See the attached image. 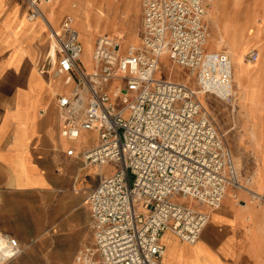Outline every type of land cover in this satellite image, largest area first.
<instances>
[{
  "label": "built area",
  "instance_id": "obj_1",
  "mask_svg": "<svg viewBox=\"0 0 264 264\" xmlns=\"http://www.w3.org/2000/svg\"><path fill=\"white\" fill-rule=\"evenodd\" d=\"M48 1L27 0V17H45L41 6ZM210 4L141 0L140 43L126 45L119 35L102 33L91 66L83 61L75 17L65 16L59 29L50 25L42 71L61 79V134L77 140L83 131H97L98 143L84 149L82 159L99 167L119 164L90 193L95 242L78 252V264H167L163 233L171 230L195 244L210 221L209 212L175 197L218 208L229 186L244 187L224 134L200 99L234 97L229 53L208 48ZM165 55L189 70L198 89L155 77ZM248 57L256 61L259 53L252 50ZM137 201L146 212L135 208ZM0 244L21 252L16 238L0 235Z\"/></svg>",
  "mask_w": 264,
  "mask_h": 264
},
{
  "label": "crops",
  "instance_id": "obj_2",
  "mask_svg": "<svg viewBox=\"0 0 264 264\" xmlns=\"http://www.w3.org/2000/svg\"><path fill=\"white\" fill-rule=\"evenodd\" d=\"M49 2L41 6L48 23L27 18V0H0V235L16 238L21 247L6 264H78V252L95 242L90 193L101 175L116 172L105 173L107 164L88 165L81 157L98 143L97 131H83L77 140L61 134L56 94L63 86L42 71V59L50 25L60 27L67 8L56 6L51 18ZM215 2L217 35L214 22L230 26L240 12L223 13L224 0ZM260 14L259 58L232 62L234 97L226 100H234L237 91L242 96L234 112H239V143L252 158L249 169L238 167L225 141L244 187L229 186L218 208L192 204L209 212L210 221L195 244L165 231L167 264H264V9ZM208 48L213 50L209 43Z\"/></svg>",
  "mask_w": 264,
  "mask_h": 264
},
{
  "label": "rangeland",
  "instance_id": "obj_3",
  "mask_svg": "<svg viewBox=\"0 0 264 264\" xmlns=\"http://www.w3.org/2000/svg\"><path fill=\"white\" fill-rule=\"evenodd\" d=\"M49 3L51 6L48 11H51V18L56 14V6L57 11L62 7L67 8L66 12L60 18L59 26L65 16L73 15L75 17V22L80 31L81 41L85 49L83 61L86 66L92 65L91 53L94 49L97 37L102 33L119 35L126 45H138L140 43L139 37L142 20L140 0H50ZM211 3L212 6L207 15V23L210 30L209 46L211 49L228 52L229 55H231L232 60L233 56L236 55L238 60L242 59L243 61L246 60L249 63H254V61L249 59L248 54L253 49H256L259 52L260 40L258 26L261 23L259 19L261 15L260 13L264 9V0H224L222 4L223 13L227 12L230 15H232L233 12L240 13H236L230 26H226L225 24L222 25L220 21L216 22L217 25H214L216 27L215 32L217 35L213 31V22L211 18L213 14L212 10L216 7V2L215 0H212ZM246 12L254 14L256 19L252 17L250 13ZM47 16L49 17V14H47ZM213 16L215 17L214 14ZM43 19H46L49 23L46 15ZM114 21L123 22L124 25L118 23L116 29L113 30L112 23ZM130 25H132V27ZM130 28L132 29V34ZM56 29H59V27ZM85 31L88 33L87 35ZM247 44L249 47L248 51ZM155 77L159 79L184 81L194 89H198L195 78L189 76V70L173 64L167 55L161 58L160 68L155 73ZM56 79L58 81L61 80L58 76ZM200 99L220 130L223 132L225 140L231 146L238 167L241 170L249 169L252 158L250 152L239 143V138L241 137V130L238 125L239 112H234V107L238 104V100L242 99V96L237 91L235 98L232 101L220 100L209 95H201ZM117 106L119 108L123 106L120 100L117 101ZM118 169V163H108L105 167V173H113ZM175 200L183 204H196L191 197L186 198L181 194L176 196ZM135 208L138 211L146 212L140 201L135 203Z\"/></svg>",
  "mask_w": 264,
  "mask_h": 264
},
{
  "label": "clouds",
  "instance_id": "obj_4",
  "mask_svg": "<svg viewBox=\"0 0 264 264\" xmlns=\"http://www.w3.org/2000/svg\"><path fill=\"white\" fill-rule=\"evenodd\" d=\"M15 245V241H13V246ZM7 248L6 251L3 249ZM17 251H13L12 248L8 247L6 244H0V264H6L8 260H11L14 256L17 255Z\"/></svg>",
  "mask_w": 264,
  "mask_h": 264
},
{
  "label": "bare ground",
  "instance_id": "obj_5",
  "mask_svg": "<svg viewBox=\"0 0 264 264\" xmlns=\"http://www.w3.org/2000/svg\"><path fill=\"white\" fill-rule=\"evenodd\" d=\"M212 1V0H211ZM46 14V17L49 19V17L47 16V14H49V13H45ZM207 15H208V13H207ZM207 17V16H206ZM212 17H213V14H212ZM211 17V18H212ZM28 18V17H27ZM40 18H44V17H40ZM29 19V18H28ZM30 20V19H29ZM31 21H33V20H31ZM118 23H121L122 25H124V23L123 22H119V21H114L113 23H112V29L113 30H115L116 29V27H117V25H118ZM214 24L215 25H217V23L216 22H214ZM49 25V24H48ZM131 27H132V25H130ZM130 30H131V34H132V29L130 28ZM85 33H86V31H85ZM88 33H86V35H87ZM81 37V36H80ZM52 43V48L55 46V43H54V41H52L51 42ZM219 45H220V43H219ZM218 46V45H217ZM234 61V64H238V58L236 57V55H234L233 56V60H232V62ZM241 62V61H240ZM241 66V65H240ZM160 68V67H159ZM236 75V74H235Z\"/></svg>",
  "mask_w": 264,
  "mask_h": 264
}]
</instances>
